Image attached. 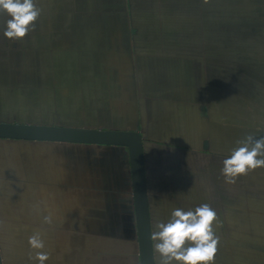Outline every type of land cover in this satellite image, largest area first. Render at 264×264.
<instances>
[{
  "label": "trees",
  "instance_id": "trees-1",
  "mask_svg": "<svg viewBox=\"0 0 264 264\" xmlns=\"http://www.w3.org/2000/svg\"><path fill=\"white\" fill-rule=\"evenodd\" d=\"M36 3L40 7L39 0ZM41 6L42 14L38 21H48L52 14L46 11L43 4ZM6 19V16L0 15V116L9 122H18L12 119H19L21 123L78 127L90 123L87 121H100L110 129L124 127L127 128L125 130L147 133L143 145L145 153L149 146L164 145L153 138L154 134L165 132L158 124L161 112L152 93H148L149 85L153 89L165 83L174 93L194 89L193 98L198 97L197 85L206 91L205 94L201 91V96L205 95L206 98L205 107L198 110L194 99L191 106L189 99L181 98L175 102L167 101L166 104L173 106L164 104L163 112L173 124L174 131L182 133L187 129L192 134L206 131V135L195 141L203 150L202 139H206L205 143L208 141L211 148H216L218 142L211 131L201 124H214L220 130L221 126L227 125L224 118H230L231 114L238 116L241 110L247 112L251 106L255 108L248 98L263 93L264 67L261 57L264 54V0H210L208 4H204L203 0H74L72 7L68 5L54 17L59 22L72 20L76 26L85 23L89 26H106L104 46L86 45V39L76 35L71 41L62 34L52 42L39 43L35 37L36 30L22 40H10L3 35ZM142 22H148L151 26L150 39H155L159 32H165L169 34L167 38H171L172 44L180 46L175 56L159 66L181 67L171 80L165 82L161 75L156 77L153 74L157 70L154 64L164 59L157 57L151 60L147 54L130 55L121 45L113 42V34L108 29L111 23L120 26L119 35L122 37L127 27L133 39L139 35L137 24ZM176 22L183 23V30L170 27ZM97 31L89 29L91 36ZM180 31H184L187 39L183 40V45L176 44L182 41L176 36ZM136 39L140 43L142 37L139 35ZM210 56L212 59H209ZM199 63L204 69H198ZM207 63L216 67V74L205 73L209 66L205 68ZM186 65L190 66L189 69H184ZM137 73L142 74L141 88L136 87ZM97 86L101 88L99 95L89 89ZM213 98H217L222 105L216 110L220 120H213L206 113ZM183 109H189L193 114L195 112V118ZM242 129L245 128L241 127V132H246ZM226 130L237 133L238 127L229 126ZM261 133L264 134V131ZM5 142L27 145L23 147V158L22 152L19 153V165L40 163L34 161L35 157L40 156L38 148L41 146L38 145H62L68 148L73 155V164L69 163L70 154L67 153L65 158V154L58 153L61 159H57V166L71 165L76 180L80 179L76 176L79 172L74 160L79 159L82 148L125 150L109 146ZM120 168L123 169V166L120 165ZM148 190L152 232L157 230V223H166L170 219L168 215L175 208L194 209L186 202L182 204L175 200L176 203H173L168 201V197L154 194L150 183ZM211 207L217 213L222 211L221 205ZM18 225L15 228L12 224L5 226L2 223L0 227L5 226V230H28L27 225ZM223 233L227 235L220 238L216 264H240L236 253L243 254L246 261L253 257L259 259L252 260L264 261V236L254 234L257 230L252 222L247 230L230 228ZM3 250L5 264H32L24 261L31 250L18 254L16 259H11L13 254L8 249Z\"/></svg>",
  "mask_w": 264,
  "mask_h": 264
},
{
  "label": "crops",
  "instance_id": "crops-1",
  "mask_svg": "<svg viewBox=\"0 0 264 264\" xmlns=\"http://www.w3.org/2000/svg\"><path fill=\"white\" fill-rule=\"evenodd\" d=\"M73 3L74 0H39L40 7L42 8L41 4H43L46 11L52 14L48 21L36 22L35 37L38 38L39 43L52 42L67 32V37L76 35L86 39V45L104 46L106 26H89L88 23L76 26L72 20H68V24L67 20L59 22L54 19L58 12L68 5L72 7ZM137 26L140 28L138 34L142 37V40L139 39L140 43L136 39L139 35L132 39L127 27L124 37L119 35L120 26L117 24L111 23L108 29L113 34V42L121 45L120 47L127 50L130 55L147 54L151 60L157 57L164 59L154 64L157 70L153 74L156 77L161 75L165 82L174 78L181 67L159 66L175 56L180 46L172 44L171 38H167L169 34L165 32H159L155 39H150L151 26L148 22L138 23ZM170 27L183 30V23L176 22ZM90 28L98 31L91 36ZM176 36L182 40L176 43L178 45H183L185 43L183 40L187 41L184 31L178 32ZM132 48H135L136 53ZM209 59H212L211 56ZM170 64L172 63L168 65ZM199 64L198 69H204L203 65ZM207 66L205 73L208 71L210 75L216 74L217 69L212 63H207L205 68ZM189 67L186 65L184 69ZM192 67L195 69L194 66ZM136 76V87L141 88L142 74L137 73ZM196 88L198 97L193 98L194 89H186L184 93H174L175 91L165 83L153 89L149 85L148 93H152L151 96L157 103L156 107L161 112L158 124L165 132L156 133L153 138V140H162L164 145L149 146L145 152L148 185L150 183L154 194L163 198L168 197V201L173 203H176L175 200L182 204L186 202L194 208L195 204L203 203L210 206L221 205L222 211L217 213L221 221V226L217 229L220 238L226 236L227 233L223 232L230 228L247 230L251 222L253 228L257 230L254 234L262 237L264 236V168L241 177L234 185L225 183L221 169L223 160L238 146V141L248 135L259 138L264 134L261 133L262 131L241 132L240 130L234 133L227 131L226 126H221L219 130L217 125L206 126L200 122L204 128L211 131L212 137H216L218 142L216 148H211L209 142L205 143L206 139H202L203 150H200L195 141L206 135V131L198 130L197 134L188 133L187 129L182 133H179V130L174 131L173 124L163 112L167 101L175 102L181 98L189 99L191 106L194 105V99L198 110L205 107L206 98L205 95L201 96V93L205 94L206 91L197 85ZM166 105L173 106L171 103ZM221 107L218 99L213 98L206 111L209 118L220 120L216 110ZM183 111L195 118V112L193 114L189 109ZM233 118L231 114L230 118L223 120L231 122ZM46 147L38 148L40 156L35 157L34 161L40 163L34 164L35 167L30 163L20 165L16 169L14 166L9 167L12 176L24 179L29 177V180H32L31 183L21 184L22 186L16 191L7 190L5 199L9 206L13 203L19 205L18 210L9 215V218L18 217L34 229L6 233L7 237L4 240L7 241L3 242L4 248L6 245L7 248L16 245L22 247V252H28L30 250L28 237L39 231L43 234L45 251L50 255L45 264H138L136 241L131 238L134 234L132 202L123 193L126 192L124 189H130L126 149L82 148L79 150V159L74 160L75 164H78L76 168L79 175L76 176L80 179L76 180L71 165L57 166V161L61 159L60 155L65 154L67 158V153L70 154L69 163L73 164V155L67 150L68 148L48 145ZM0 148L7 147L0 145ZM42 162L47 163L42 164ZM49 213L53 216L52 225L43 223V215ZM127 214L132 219L129 230L124 229L121 224ZM104 216H114L115 219L111 223L114 227L106 226ZM170 216L171 214L168 215ZM227 220L230 222L227 223ZM20 236H24L25 239H19ZM236 259L240 264H264V261L252 260L259 259L258 257L246 261L240 253H236ZM29 262L38 264L32 259Z\"/></svg>",
  "mask_w": 264,
  "mask_h": 264
},
{
  "label": "water",
  "instance_id": "water-1",
  "mask_svg": "<svg viewBox=\"0 0 264 264\" xmlns=\"http://www.w3.org/2000/svg\"><path fill=\"white\" fill-rule=\"evenodd\" d=\"M147 137V133L143 134L136 130L97 129L0 122V145H5V147H7L5 149L0 148V191H2V194H0V224L4 223L5 226L6 224H12L15 228L19 226L18 224H24L27 225L26 227L29 230L34 229L33 226L18 219V217L9 218V215L18 210L19 205L18 203H13L9 206L8 201L5 199L7 190L16 191L22 186L21 184L31 183L32 180H29V177L24 179L12 176V173H9V167L14 166V169L20 167L17 163L19 153L22 152L21 156L23 158V147L26 148L27 145L25 146L22 143L13 144L5 141L122 147L126 149L129 164L130 189H124L126 192L123 193L126 194L132 202L134 234L131 238L136 241V260L138 264H158L159 258L154 251V244L151 239L152 224L150 217L148 180L145 167V153L143 148ZM53 146L64 147L62 145ZM24 154L26 155V152H24ZM26 163L29 164L28 162ZM32 165L34 166V164ZM36 168L40 170L38 167ZM12 177L14 179H12ZM105 218L106 226L109 228L114 227L111 224L115 219L114 216H108ZM131 221L132 219L128 214L123 217L121 224L124 229H130ZM5 226L2 228L0 227V264H5L1 249H8V251L13 254V258L11 259H16L17 255L22 252V247H17L16 245H12L9 248H7L6 245L4 248L3 242L7 241L4 240V238L7 237L6 233H17L18 231H21L17 229L5 230ZM17 237H15V239ZM20 237L21 238L19 239H25L24 236ZM31 255H34V253H28L24 257V261L31 260Z\"/></svg>",
  "mask_w": 264,
  "mask_h": 264
},
{
  "label": "clouds",
  "instance_id": "clouds-1",
  "mask_svg": "<svg viewBox=\"0 0 264 264\" xmlns=\"http://www.w3.org/2000/svg\"><path fill=\"white\" fill-rule=\"evenodd\" d=\"M210 0H203L208 4ZM42 14L36 0H0V15L7 17L3 35L19 41L35 30ZM230 155L223 160L221 174L225 183L234 185L241 177L264 168V136L248 135L237 142ZM43 223L53 224L52 214L43 215ZM221 226L218 214L209 204L194 209L175 208L170 219L159 222L151 233L154 251L159 255L158 264H216ZM28 245L34 255L30 259L45 264L50 255L45 251L43 234L34 232L28 237Z\"/></svg>",
  "mask_w": 264,
  "mask_h": 264
},
{
  "label": "flooded vegetation",
  "instance_id": "flooded-vegetation-1",
  "mask_svg": "<svg viewBox=\"0 0 264 264\" xmlns=\"http://www.w3.org/2000/svg\"><path fill=\"white\" fill-rule=\"evenodd\" d=\"M66 23L69 24V21H66ZM63 35L66 36L65 38H68L69 40L74 39V37H72L71 35H70V37H67V32L66 33L64 32ZM261 63L263 64V67H264V54L261 57ZM248 100L250 102H252L253 105L255 104V108H252L253 106H251L248 109L247 112L246 111L244 112V110H242L240 112V114L238 116H236L237 118H235V119L239 120V122H241V123H243L242 121L247 122L246 124L252 125L253 128L245 127V126H247L246 124L243 125V126L234 125L231 122H225V124H227L225 126L226 127H229V126H234L235 127V126H237L238 127V131L240 130L241 127L245 128V129H242V130H246V131H264V126H262L264 124V121L262 122L263 117H264V89H263V93L262 94H260V92L257 93V94H254L253 96L249 97ZM236 107H243V106H236ZM87 122H90V121H87ZM6 123H14V122L13 121H11V122L6 121ZM19 123L22 124L21 122H19ZM23 124H30V123L25 122ZM39 125H42V124H39ZM70 127H73V126H70ZM78 127L90 128V125H87V124L84 123V124H82V125H80ZM117 130H120V129H117Z\"/></svg>",
  "mask_w": 264,
  "mask_h": 264
},
{
  "label": "rangeland",
  "instance_id": "rangeland-1",
  "mask_svg": "<svg viewBox=\"0 0 264 264\" xmlns=\"http://www.w3.org/2000/svg\"><path fill=\"white\" fill-rule=\"evenodd\" d=\"M60 8H62V7H60ZM72 40H73V39H72ZM72 40H71V41H72ZM89 89L92 90V91L95 90V93H96L97 95H99L98 91H100L101 88H100L99 86H97V87H93V88L90 87ZM100 92H101V91H100ZM241 111H242V110H241ZM32 113H33V111L30 112L31 115H32ZM1 116H2V115H1ZM1 116H0V121H1V122H6V121H8V119H6L4 116H2V117H3V118H2L3 120H2V119H1ZM234 118H237V117L235 116ZM234 118L231 120V123L234 124V125H240V126H243V125H245V124L247 123V122L242 121V122L244 123V124H243V123L239 122V120H236V119H234ZM12 120H14V121L17 120V121H18V122H14V123H19V121H20L19 119H12ZM22 124H23V123H22ZM101 124H104V123H102V122H100V121H90V123H88L87 125H90V128H97V129H107V128L109 129V128H110V126H108V125H106V124H104V125H101ZM246 125H247V126H245V127L253 128L252 125H248V124H246ZM59 126H60V125H59ZM73 127H77V126H73ZM121 127H123V126H121ZM121 129H122V130H123V129L125 130V129H127V128H124V127H123V128H121ZM121 129H120V130H121ZM156 141L161 142V143H164L162 140H161V141H160V140H156ZM156 141H155V142H156ZM168 144H169V143H168ZM29 146H30V145H29ZM38 146H41V147L43 146V147L45 148L47 145H38ZM46 148H49V147H46Z\"/></svg>",
  "mask_w": 264,
  "mask_h": 264
}]
</instances>
